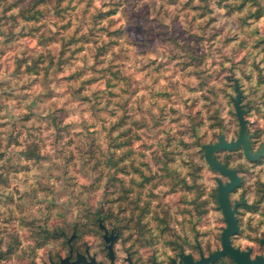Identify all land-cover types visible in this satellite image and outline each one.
<instances>
[{"label":"rangeland","instance_id":"374dc122","mask_svg":"<svg viewBox=\"0 0 264 264\" xmlns=\"http://www.w3.org/2000/svg\"><path fill=\"white\" fill-rule=\"evenodd\" d=\"M235 78L256 152L264 0H0V264L219 248L199 144L237 138ZM216 156L241 167L232 241L264 253V157Z\"/></svg>","mask_w":264,"mask_h":264},{"label":"water","instance_id":"95a60500","mask_svg":"<svg viewBox=\"0 0 264 264\" xmlns=\"http://www.w3.org/2000/svg\"><path fill=\"white\" fill-rule=\"evenodd\" d=\"M235 90L237 94L232 100L240 125V130L237 138L227 140L225 135H220L219 139L216 142L206 143L202 145L206 162L221 175L227 176L229 178L226 183H224L220 177L215 178L217 183V200L226 222V226L221 232L222 248L212 252L207 257H204L203 255L202 260L197 264H209L210 261H214L223 255L230 256L234 261H236L237 264H264V255H256L254 258H252L250 248H248L247 250H241L240 248H235L231 243V237L237 234L239 226L238 220L236 218L237 206H231L229 193L241 184L242 178L238 174L236 169L230 168L226 163L220 162L214 155V152L217 150L231 151L239 147H241L244 156L249 160H253L264 155V146L258 151L253 152L250 135L247 131L245 110L240 104L242 93L239 87L238 80H235ZM114 239L115 236L112 237V240ZM108 255L110 257H114L112 242L108 245ZM81 257H85V255L79 253L78 259L72 264L80 263ZM190 258L191 254L185 255V261L187 262V264H193ZM66 262H68L67 258L62 259L59 264H63ZM89 264L94 263L90 262Z\"/></svg>","mask_w":264,"mask_h":264},{"label":"flooded vegetation","instance_id":"af4514ba","mask_svg":"<svg viewBox=\"0 0 264 264\" xmlns=\"http://www.w3.org/2000/svg\"><path fill=\"white\" fill-rule=\"evenodd\" d=\"M230 168H233V167H230ZM238 174H239V172H238ZM228 180H229V178L227 177V181ZM227 181H223V182L226 183ZM239 186L237 188H235L232 192L229 193V197H230L231 206L232 207H234L235 205L237 206L236 218L238 220V226L240 227V224H239L240 221H239V217H238V212H239L238 208L240 206H242V205L245 204V197H244V195H241L240 198L237 199V200H235L233 203H232V200H231V194L234 191H236L239 188ZM225 224H226V222H225ZM223 228H222V230H223ZM112 233L109 232L108 230H106L105 231V238H109L110 239V237L112 236ZM232 237H231V243H232V245L235 248H240L241 250H247L248 248H250L251 249V257L252 258H254L256 255H264V253H257V254H255L253 252V249L251 247H247V248L243 249L241 247H238V246L234 245V243L232 241ZM110 240L112 241V239H110ZM262 240L264 241V238ZM221 248H222V244H221V246L219 248H215L213 250L207 251L205 249V247H203L201 244H198L197 243V244H195L193 246V249L196 250L195 251L196 254L193 251L185 250V247L184 246H180L179 249L174 252V255H170V256H167V257H148V258H135V257H131L129 255V256H126L123 259V263L122 264H187V262L185 261V255L186 254H191V258H190L191 259V262L193 264L194 263L197 264L198 262H200L202 260L203 255H204V257H207L212 252H214L216 250H219ZM78 254H79V252L76 253L75 258H72L71 259V257H70V261L66 262L65 264H69V263L72 264L73 262H75L78 259ZM106 259L108 260V263L107 264H119V263L116 262L117 258H116L115 255H114V257H110L108 255V257ZM227 259H229L230 261H232L234 264H237L236 261H234L228 255H223V256L217 258L214 261H210L209 264H227ZM90 262H93L94 264H106L103 260H98L97 257H92V256H89V255H87L85 257H81L80 258V263H78V264H89Z\"/></svg>","mask_w":264,"mask_h":264},{"label":"trees","instance_id":"16d2710c","mask_svg":"<svg viewBox=\"0 0 264 264\" xmlns=\"http://www.w3.org/2000/svg\"><path fill=\"white\" fill-rule=\"evenodd\" d=\"M235 80H238V79H237V78L234 79V88H235ZM238 83H239V81H238ZM239 87H240V86H239ZM235 91H236V90H235ZM242 107H243V106H242ZM234 108H235V107H234ZM243 109H244V107H243ZM244 110H245V109H244ZM246 111H247V110H245V112H246ZM235 112H236V111H235ZM236 116H237V115H236ZM239 126H240V125H239ZM222 134H223V133H219V136L222 135ZM219 136H218V137H219ZM215 142H216V141H215ZM212 143H213V142H212ZM251 143H253V142H251ZM205 144H206V143H205ZM202 145H204V144H202V143L199 144V146H202ZM263 146H264V142L261 143L259 149L262 148ZM240 148H241V147H239V148H237V149H240ZM237 149H235V150H237ZM259 149H258V150H259ZM258 150H257V151H258ZM217 151H220V150H217ZM217 151L214 152V155H215L216 158H217V156H216V152H217ZM243 155H244V154H243ZM244 157H245V156H244ZM262 157H264V155H263V156H260V157H258V158H256V159H253V160H249V159H247L246 157H245V158H246L247 160L251 161V162H258V161H260L261 159H263ZM217 159H218V158H217ZM218 160H219V159H218ZM219 161H220V162H223V161H221V160H219ZM223 163H226L229 167H231V166L229 165V162H228V161H225V162H223ZM210 167H211V166H210ZM211 168H212V167H211ZM233 168L236 169V170L239 172V170H240L241 167H236V168L233 167ZM240 186H241V184H240ZM240 186H239V187H240ZM217 202H218V200H217ZM218 204H219V203H218ZM219 209H221L220 206H219Z\"/></svg>","mask_w":264,"mask_h":264}]
</instances>
